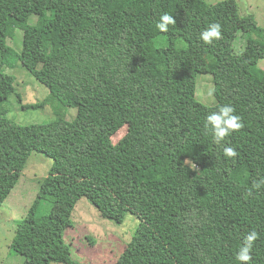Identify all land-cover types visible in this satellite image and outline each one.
<instances>
[{
    "label": "trees",
    "instance_id": "obj_1",
    "mask_svg": "<svg viewBox=\"0 0 264 264\" xmlns=\"http://www.w3.org/2000/svg\"><path fill=\"white\" fill-rule=\"evenodd\" d=\"M158 18L171 31L154 35ZM250 22L234 26L224 1L0 0V208L33 152L53 160L11 245L23 264H85L65 236L73 223L55 213L72 214L83 198L117 223L138 217L116 264H247L248 222L261 234L252 264H264V39L250 36L264 29ZM18 28L20 53L7 42ZM54 32L60 47L50 55ZM240 32L248 38L237 52ZM192 49L217 61L215 106L196 98ZM13 56L49 88L56 120L8 118ZM65 108H77L73 121Z\"/></svg>",
    "mask_w": 264,
    "mask_h": 264
},
{
    "label": "rangeland",
    "instance_id": "obj_2",
    "mask_svg": "<svg viewBox=\"0 0 264 264\" xmlns=\"http://www.w3.org/2000/svg\"><path fill=\"white\" fill-rule=\"evenodd\" d=\"M210 4L226 2L232 23L240 30L251 28L250 20L264 29V0H206ZM175 1L172 2L170 15H173ZM38 17L33 15L30 24H36ZM172 23L168 19L158 18L154 35L160 31H171ZM57 32L45 36L46 51L50 55L57 52L60 47ZM250 36L264 39V33L257 31ZM248 35L239 33L234 48L241 52L245 48ZM24 31L17 29L14 38L8 39V44L20 53L23 48ZM184 46V42H180ZM190 57L199 70V83L196 98L208 106H215L217 100L213 93V76L217 61L211 55L192 49ZM6 73L15 77V91L10 95L6 105V114L9 119L23 126L43 124L57 119L54 100H50L51 93L47 86L39 82L22 64L13 56L9 65L5 67ZM256 72L264 80V60L256 66ZM41 105L39 108H24L25 105ZM66 120L73 121L77 116V108H65ZM128 128H122L112 140L117 144L126 134ZM53 160L46 155L33 152L28 164L22 173L20 182L12 194L0 208V264H23L24 257L12 252L11 245L16 235L18 222L29 212L34 203L42 179H44L51 167ZM57 206V205H56ZM61 205H59L60 207ZM57 208L52 212L54 213ZM63 223L71 220L73 224L66 229V239L71 244L75 259L85 264H116L119 256L128 246L139 225L136 215L128 213L122 223H117L104 217L100 211L86 198L79 201L71 212L66 209L55 212ZM240 237L244 246V255L247 264H252L257 246L261 237L259 229L251 222L245 224L240 230Z\"/></svg>",
    "mask_w": 264,
    "mask_h": 264
}]
</instances>
